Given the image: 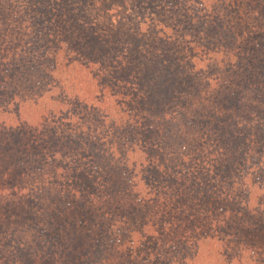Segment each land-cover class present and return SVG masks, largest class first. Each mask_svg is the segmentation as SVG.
Masks as SVG:
<instances>
[{
  "label": "trees",
  "instance_id": "obj_1",
  "mask_svg": "<svg viewBox=\"0 0 264 264\" xmlns=\"http://www.w3.org/2000/svg\"><path fill=\"white\" fill-rule=\"evenodd\" d=\"M199 76L196 138L177 119ZM263 141L264 0H0V264H242L264 239V150L252 178L238 155ZM50 207L30 244L26 210ZM226 244L239 258H211Z\"/></svg>",
  "mask_w": 264,
  "mask_h": 264
},
{
  "label": "rangeland",
  "instance_id": "obj_2",
  "mask_svg": "<svg viewBox=\"0 0 264 264\" xmlns=\"http://www.w3.org/2000/svg\"><path fill=\"white\" fill-rule=\"evenodd\" d=\"M106 1V0H105ZM115 17H120L119 15V8L117 9L116 11V14H115ZM206 46H208V44H206ZM219 46V45H218ZM230 47L229 45H226L223 47V51L222 52H227V53H231L230 51ZM228 56L229 55H225V59H228ZM217 57H220V56H217ZM224 59V60H225ZM223 60V58H222ZM212 62V61H210ZM221 62V61H220ZM215 64V63H214ZM193 83V90L189 95L186 96V98L190 99L191 101V105L187 108V112L189 114V117L186 119V120H180L179 118L177 120H179V122L182 124V127L185 126L186 130H188V132H191L194 130V135L196 138H198L201 133L203 132L202 129L204 128L203 125L204 123L206 124V122H208V120H205L203 117H204V107L203 109L202 108H199L201 107V105L203 106V104L205 103V95L208 96L209 93H211L213 90H209V89H212L211 87L208 88L207 84L205 83V78L202 77V76H199L198 78L194 79L192 81ZM164 101H166V103L168 102V100L165 99V97L157 100V103H156V106L154 108L159 109V107L161 105H163ZM72 107H75V103L73 102L71 104ZM170 108L173 107V104L169 105ZM207 107V106H206ZM170 110V109H168ZM203 110V111H202ZM200 111H202V115L200 117V120L201 122H198V123H195L194 125H190L188 124V121H191V120H195ZM167 112H170V111H167ZM158 114H159V111H158ZM70 120H74L73 122H78V120H91V118L87 117L86 119H82V118H79V117H76V118H72ZM84 121H82L83 123ZM209 123V122H208ZM75 124V123H73ZM81 128V126H80ZM193 128V129H192ZM77 128L74 127L73 130H76ZM87 133V132H86ZM264 142V141H263ZM207 144V143H205ZM260 147H262V151L264 150V143L260 144L258 147H256L255 145L251 147L250 151L247 153V151H243L244 153L243 154H239L238 155V160L241 159V157L244 158V155L248 156L249 154V157H248V161L250 163H252V165L255 166V173L254 171H251L250 172V175H251V178L252 176L254 175H257V172H258V169L255 165V159H256V153L258 152V150H260ZM206 148V147H205ZM151 151V155H158V154H163V153H160V152H157L159 151L158 149H153V150H150ZM167 153V152H166ZM11 167H16L14 162H11L9 163L8 166H5V168H10ZM3 167H0V188H9L11 189V186H10V180H9V177H10V172H8L7 170H3ZM13 171V170H11ZM30 174L28 173H25L23 174V177L21 176V178H18V180L20 181L21 184H27L29 182V176ZM251 178L249 180H251ZM26 179V180H25ZM40 182L43 183V180H41ZM262 182V181H261ZM4 192V193H3ZM3 192H0V224H5L7 220H9L8 218H10L11 216L7 215L6 213V209H5V200L7 198V194L5 191ZM53 198V199H52ZM46 202H50L52 203L56 197L52 194L51 196H45L43 198ZM52 200V201H50ZM116 202V203H115ZM55 204V203H54ZM51 206V205H50ZM114 209H118V210H123L125 209V199L124 198H120L118 199V202L117 200H114V203H112L110 206H109V210L108 211H111V210H114ZM54 207H50L49 209L43 211V212H39L38 210L36 211H32V209H27L26 211L28 212V215L29 216H32L33 215V219H29L30 221H24L26 224L25 225H30L28 228H27V232H26V239H28L30 242V244H33V237L34 236H41V233L42 232H45L47 230H50L52 228V226L56 223V214H55V211H54ZM97 211V210H96ZM93 218H97V215H93ZM95 220V219H94ZM34 222V223H32ZM97 222V221H96ZM28 223V224H27ZM92 220L91 219H87L86 220V225L85 227H88V226H92ZM138 224H140V221L138 222ZM96 225V223H95ZM98 225V224H97ZM100 226V225H99ZM98 228L101 230V227ZM21 227L23 228L24 225L21 224ZM31 228V229H30ZM35 229V231H33V229ZM87 230V229H86ZM1 231V230H0ZM33 231V232H31ZM97 230L95 229V232ZM20 232V231H19ZM19 232L17 234H19ZM103 236H98V237H92L95 241L101 239ZM143 242H141V246L142 247H145L144 246V240H142ZM97 243V242H96ZM116 246L119 245V243H115ZM229 245L226 244L224 246H219L218 249H215L214 251V254L211 256L212 257H215V256H219V255H222L224 256V259L226 258V256H230V257H235V258H239V249H235L233 247H228ZM119 247H122V245H119ZM249 247H246L245 250L246 252L244 253V258L245 259H242V264H262V262H264V239L261 240V243H257L256 244V248H255V252L252 251V249H248ZM116 249V248H115ZM120 251L123 252V249L120 248ZM232 254V255H228V254ZM113 254V252L109 251L107 254H106V259H109V264H129L128 260H126V263H125V260L124 259V256H123V259H122V256L120 258H113V256L111 255ZM126 255V254H125ZM127 256V255H126ZM250 256H253V258H251L249 260V257ZM211 264H216V262L214 260L210 261ZM219 264V263H218Z\"/></svg>",
  "mask_w": 264,
  "mask_h": 264
}]
</instances>
